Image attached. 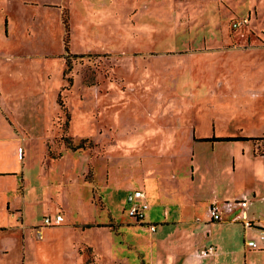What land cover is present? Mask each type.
I'll use <instances>...</instances> for the list:
<instances>
[{
    "label": "rangeland",
    "instance_id": "374dc122",
    "mask_svg": "<svg viewBox=\"0 0 264 264\" xmlns=\"http://www.w3.org/2000/svg\"><path fill=\"white\" fill-rule=\"evenodd\" d=\"M214 2L222 10L227 41L229 29L264 45V33H258L264 32V0H5L7 33L0 14V137L10 142L17 131L24 155L16 163L17 173L0 179V194L11 206L22 207L23 219L36 227L32 235L36 230L43 237L64 235L57 225L38 227L62 203L67 220L122 222L113 232L118 255L143 264L141 257L164 248L150 244L160 235L164 217L203 226L212 157L247 151L252 142L220 141L211 147V142L191 140L183 125L194 121L197 134L264 136V82L257 79L263 49L232 51L217 59L204 53L193 62L187 54L179 55L182 40L194 42L202 34L186 32L184 25L193 24L192 19L198 24L205 18L206 35H219L211 27L215 11L201 15ZM241 19L245 21L233 26ZM219 79L223 88L216 87ZM171 138L177 143H169ZM143 181L149 205L145 220L156 223V231L127 212L129 189ZM199 196L203 198L196 200ZM255 216L264 219V202L255 206ZM1 221L10 237L22 232L13 228L7 210H0ZM100 234L93 230L92 238L100 242ZM208 234L205 246L247 251L240 223L216 224ZM33 245L27 248L30 264L38 262L40 253L42 264H65L57 247L39 253ZM12 254L21 264V250ZM111 262L102 258L99 263Z\"/></svg>",
    "mask_w": 264,
    "mask_h": 264
},
{
    "label": "crops",
    "instance_id": "0c3cea01",
    "mask_svg": "<svg viewBox=\"0 0 264 264\" xmlns=\"http://www.w3.org/2000/svg\"><path fill=\"white\" fill-rule=\"evenodd\" d=\"M211 7L214 10L211 9ZM211 7L201 15L207 13V11L208 13H210V10L213 12L215 11V14H217V16L213 17V25L211 27L216 28L219 35L211 34V36L209 37L206 35L205 27L208 24L205 18H203L198 24L195 23L194 19H192L193 24L184 25L186 32L192 33L199 30V32L202 34L199 38L195 37L194 42H192L191 40H182V44H179L180 46H182V52L179 53V55L183 56L187 54L186 57L188 56L189 60L193 62L197 59L196 55H201L204 53H209L211 54V56H215L211 59H217V55L227 54L228 52L232 51H241L242 49L243 51L247 52L249 50H253V52L255 50H264L263 44H260L257 39L249 37L242 31L241 34L238 35L235 31L232 33V31L228 29V35L231 41H227L226 35L222 33V25L220 22L222 10L215 2L211 4ZM0 14L4 15V30L5 33H7L8 9L5 0H0ZM197 26L199 27L198 29H196ZM258 33L261 34L264 32H260L259 30ZM181 59L178 58V61ZM145 68L146 70H152L151 67H148V64H146ZM259 73V76H257L258 82H262V80L264 82V65H262ZM215 75L219 77L221 76V73L219 71H216ZM222 75H224V73ZM221 79H219V84L216 85V87L220 86L221 88H223L225 86L224 82ZM188 95H194V92L191 90ZM8 122L12 126L13 130L16 131L17 129L14 123L11 121ZM154 122L155 125L158 126V128L162 126L158 122ZM186 123L187 126L183 125L182 129L187 128L189 130L186 135H188V137L190 136L191 140L211 142V147L214 143H218L220 141L222 142L225 140H212L210 138L238 136L217 134L216 131H214L212 135L201 132L197 134L194 121H187ZM16 132L14 134H10L12 135V141L7 143L1 142L0 137V179H3L6 176L15 175L17 173L14 170L17 168L16 163H19V159L23 158L24 151L19 143L20 141L17 138L18 133ZM203 138H207L209 140H203ZM171 139L172 140L169 141V143H177L175 138ZM160 142L167 143L166 139L160 140ZM20 148L21 153L19 152ZM214 157L215 159L212 162L213 164L211 165L213 181L210 185V191L206 194L205 197L207 206L213 200H227L240 198L242 196L248 197L250 201L245 207V216L252 221L253 226L250 229H245L243 227V230L245 237H248L246 241L248 239L255 238L258 231L260 229H264V219H259L255 216V206H257L260 202H264V153H255V147L252 144L250 149L247 148V151H245V149H242L241 153L229 154L227 156L223 155V157L215 154V156H213L212 158ZM243 161L248 162V164L245 166ZM193 164L194 163H192V165ZM10 165L11 167H9ZM191 169V178H194V166H192ZM224 174L227 176L223 179L222 175ZM82 175L83 172L81 171V176ZM235 175H237L238 178L232 179V177ZM21 179H23V177ZM143 183L140 182V185L138 187L129 189L130 192L126 197V203L131 192L135 189H142L145 193L146 199V191L144 189L145 182L143 181ZM148 186L149 184H147V187ZM201 198L203 197H200L196 200H201ZM4 206H6V208H4ZM57 206L58 209L56 213L48 215L53 217L55 214L60 213L59 211L63 213L64 205L62 203H58ZM0 210H7L14 217L15 224L13 225V228H16V230L20 229L22 231L21 233H14L13 236L10 237L11 234L7 233V228L9 227L6 225V223H2V221L0 222V264H16L17 258H15L13 254L12 257H10L9 255L12 250H15V248H18L22 252V255L20 257L21 264H30L28 262L27 248L33 242L35 251L39 253L41 250L50 251L48 247H57L56 249L60 250L59 254L62 255L64 259H66L65 264H100L99 262L102 258L112 259V264H134L133 262H136V260L130 262L129 258L118 255L121 249L114 240L113 232H117L120 225L123 223L116 222L112 218L104 221H78V219L74 217L67 220L65 213H63L62 215L64 219L57 226L64 230V235L61 237L60 235L56 236L55 234H48V236L43 237L42 233L40 232L41 230H36L35 236L31 234L33 232L32 229H35L36 227L26 223V221L23 219L22 207H19V205L15 204L11 206L8 197L4 194H0ZM6 215L8 214L6 213ZM229 217L230 215L225 214L222 221H211L206 211V220L202 227H200V224L198 222H192V220H171L168 217H164L162 221L165 225H161L159 227L161 230L160 235L157 238H154V241H151L150 244H152V247L155 245L156 247H164L165 249L163 248V250L160 251L156 249L154 252L152 251V253H147L146 259L143 256L141 257V261L143 262V264H264V247L260 249L250 248L246 245V241H244V243L247 247V251L246 249L239 251L241 254L238 251H234L232 249H230V251L228 252L223 250L221 251V246L219 244H213L216 246L215 253L208 256L198 255V250L206 247L204 245V242L208 237L205 236V233L208 234L211 227L215 226L216 224L221 225L222 223H239L237 221L234 222L229 220ZM7 222L9 224H12L11 219H8ZM128 223L129 222H127V224ZM149 223L155 225V230L153 231H156V223L144 220V222L140 224H146V226L148 227ZM188 223L189 226H186ZM40 226L45 227L43 221L38 227ZM148 229L150 230L149 227ZM93 230H99L100 233H102L100 234L103 237L102 241L96 242L92 238ZM76 231H80L81 233L76 234ZM87 248L89 249L87 250ZM247 253H252L253 255L258 253L259 255H252V257H258L257 259H249L251 258V255L248 256ZM38 255L40 257L38 258V262H35V264H42L41 261H44L42 255L41 253ZM219 255H222V259H225L223 261H220V263L217 259ZM89 256H91L93 260L91 263L87 261V258ZM72 258H74V261L71 260Z\"/></svg>",
    "mask_w": 264,
    "mask_h": 264
},
{
    "label": "built area",
    "instance_id": "2783aa9c",
    "mask_svg": "<svg viewBox=\"0 0 264 264\" xmlns=\"http://www.w3.org/2000/svg\"><path fill=\"white\" fill-rule=\"evenodd\" d=\"M245 19L238 20L233 23V26H237L244 22ZM250 199L246 196L240 198H233L227 200H213L207 206V214L211 221H222L224 215H230L229 220L239 222L245 229H250L253 226L251 220L245 216V207L247 206ZM128 215L137 223H143L146 217L145 211L149 207L145 193L142 189H135L131 192L128 200ZM64 217L62 214L57 213L53 217L45 215L43 217V224L45 226L59 225L63 221ZM150 230H155L154 224H148ZM246 245L250 248L260 249L264 247V229H260L255 238L248 239ZM215 252V246L210 244L204 247L199 253V256H208Z\"/></svg>",
    "mask_w": 264,
    "mask_h": 264
},
{
    "label": "trees",
    "instance_id": "16d2710c",
    "mask_svg": "<svg viewBox=\"0 0 264 264\" xmlns=\"http://www.w3.org/2000/svg\"><path fill=\"white\" fill-rule=\"evenodd\" d=\"M63 22H65V19L63 18ZM212 140H225V141H237V140H248L250 142H252V144L255 147V152L257 154H263L264 153V136H260V137H247V136H225V137H213L210 138ZM203 140H209L207 138H203ZM67 145L69 148H76L74 146H71L70 142L67 141Z\"/></svg>",
    "mask_w": 264,
    "mask_h": 264
}]
</instances>
